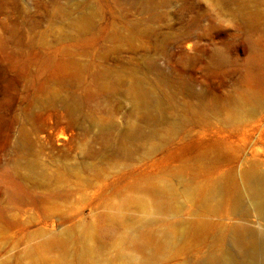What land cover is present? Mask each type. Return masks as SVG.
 <instances>
[{
	"label": "rangeland",
	"instance_id": "374dc122",
	"mask_svg": "<svg viewBox=\"0 0 264 264\" xmlns=\"http://www.w3.org/2000/svg\"><path fill=\"white\" fill-rule=\"evenodd\" d=\"M154 1L0 0V264H196L195 223L256 222L264 0Z\"/></svg>",
	"mask_w": 264,
	"mask_h": 264
},
{
	"label": "bare ground",
	"instance_id": "6f19581e",
	"mask_svg": "<svg viewBox=\"0 0 264 264\" xmlns=\"http://www.w3.org/2000/svg\"><path fill=\"white\" fill-rule=\"evenodd\" d=\"M146 7L156 6L154 0H146L144 2ZM221 43L226 44L225 38L221 39ZM226 49L219 46L217 50L218 62L221 68L228 64ZM139 93L144 96L146 91L143 88L139 89ZM199 100V107L205 109L207 107L204 102V93L202 91H190ZM216 101L221 104L233 105L237 102V95L229 92L225 95L216 96ZM151 110V108H150ZM201 116H206L204 113ZM177 126V124H176ZM157 131V130H155ZM157 133V132H156ZM245 188L250 199L249 206L246 205L245 197L242 193L238 196V205L244 212V216L239 217L245 219L255 212L254 217L256 222L251 225L243 221H236L230 223H213L208 220H201L195 223V229H205V237L212 234L211 228L214 230L216 243L210 245L207 254L196 262V264H264V178L261 174L252 171L245 172ZM218 184V183H217ZM216 185V184H215ZM219 185L212 192V197L207 199V205L211 200L217 198V192H220ZM208 209L200 214H208ZM185 236L183 238L186 237ZM176 238L171 239L169 244H174ZM159 248H155L158 251ZM156 253V252H155Z\"/></svg>",
	"mask_w": 264,
	"mask_h": 264
}]
</instances>
